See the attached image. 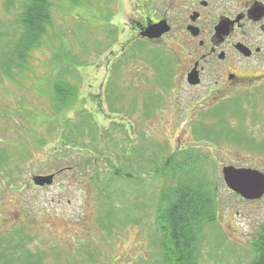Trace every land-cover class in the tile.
<instances>
[{
    "label": "rangeland",
    "instance_id": "374dc122",
    "mask_svg": "<svg viewBox=\"0 0 264 264\" xmlns=\"http://www.w3.org/2000/svg\"><path fill=\"white\" fill-rule=\"evenodd\" d=\"M81 1L54 14L58 49L32 54L36 76L28 88L0 84V149L8 158L4 176L12 177L0 174V253L16 247L13 232L24 229L30 238L14 252L40 255L44 264H162L158 206L171 183L160 168L178 151L195 149L210 157L206 168L221 204L216 224L200 237L198 264H251L264 196L247 201L231 193L223 169L264 174V150L193 137L216 121L205 117L215 107L201 100L205 84L173 82L171 51L133 43L138 36L126 23L148 14L139 7L144 0ZM57 81L79 90L63 112L50 98ZM254 89L246 92L257 99L245 97L252 113L232 124L260 142L264 86Z\"/></svg>",
    "mask_w": 264,
    "mask_h": 264
},
{
    "label": "trees",
    "instance_id": "16d2710c",
    "mask_svg": "<svg viewBox=\"0 0 264 264\" xmlns=\"http://www.w3.org/2000/svg\"><path fill=\"white\" fill-rule=\"evenodd\" d=\"M69 2L71 5L82 4L81 0H4L0 11V84L11 82L20 88H28L26 83L36 76L29 59L34 52L46 46L58 49V43H54L51 33V30L57 29L54 14L58 16L59 9L68 8ZM54 86V95L50 98L60 106L54 107L55 110L63 112L69 107V102L74 97L77 98L79 90L71 83L59 81ZM246 93L245 96H238L236 100L205 112V117L215 118L216 121L211 126L201 125L193 133V137L199 142L206 140L216 143L221 142V137H225L238 146L263 151L264 140L258 142L242 125L232 124V119L244 120L248 113H252L246 105L245 97L250 99L255 95L254 98L257 99L258 95ZM2 151L4 150L0 149V169H3L0 174L4 179H12L9 175L7 178L4 176L8 158ZM174 157L163 163L159 172L171 183L161 190L158 206L157 226L161 234L162 264H198L200 237L207 226L216 224L221 207L220 194L216 178L206 168L209 156H202L195 149H188L178 151ZM7 182L13 190V182ZM13 233L18 239H14L13 234L12 242L16 244L13 249L22 248L21 242L30 238V235H25L24 229ZM13 249H2L0 264H44L40 255L27 252L20 257ZM253 255L251 264H264V225L253 242Z\"/></svg>",
    "mask_w": 264,
    "mask_h": 264
},
{
    "label": "flooded vegetation",
    "instance_id": "af4514ba",
    "mask_svg": "<svg viewBox=\"0 0 264 264\" xmlns=\"http://www.w3.org/2000/svg\"><path fill=\"white\" fill-rule=\"evenodd\" d=\"M139 7L148 14L126 23L138 36L133 43L171 51L177 58L173 82L190 89L205 84L201 100L207 106L264 86V0H144ZM157 25L168 31L158 39L142 36Z\"/></svg>",
    "mask_w": 264,
    "mask_h": 264
},
{
    "label": "water",
    "instance_id": "95a60500",
    "mask_svg": "<svg viewBox=\"0 0 264 264\" xmlns=\"http://www.w3.org/2000/svg\"><path fill=\"white\" fill-rule=\"evenodd\" d=\"M167 31L163 25H157L148 28L142 36L158 39ZM223 179L229 191L244 200L256 201L264 196V174L258 170L227 166L223 169Z\"/></svg>",
    "mask_w": 264,
    "mask_h": 264
}]
</instances>
